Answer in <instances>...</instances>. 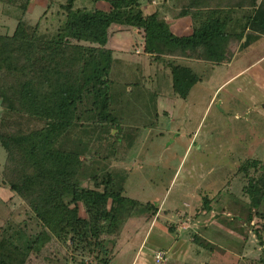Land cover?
<instances>
[{"label": "trees", "instance_id": "1", "mask_svg": "<svg viewBox=\"0 0 264 264\" xmlns=\"http://www.w3.org/2000/svg\"><path fill=\"white\" fill-rule=\"evenodd\" d=\"M75 1L62 6L66 21L50 39L22 18L12 33H0L2 183L40 225L23 245L0 231V264H30L59 243L72 249L77 264H94L88 258L110 264L112 248L141 203L126 196L129 170L108 163L119 159V147L124 152L147 65L153 71L161 63L164 77L186 98L203 81L190 60L226 63L248 30L264 34V0H165L172 17H192L187 36L172 31L163 11L145 12L153 0H91L94 8ZM134 31L143 33L148 56L136 62L117 56L111 40ZM238 172L248 178L247 222L256 220L250 226L264 247V163L247 160ZM149 205L156 217L158 207ZM61 254L48 264H68Z\"/></svg>", "mask_w": 264, "mask_h": 264}, {"label": "rangeland", "instance_id": "2", "mask_svg": "<svg viewBox=\"0 0 264 264\" xmlns=\"http://www.w3.org/2000/svg\"><path fill=\"white\" fill-rule=\"evenodd\" d=\"M27 1L0 2V33H12L22 18L30 27L38 25L41 37L56 35L66 21L62 6L69 0H30L24 10ZM164 1L157 0L155 7ZM75 6L95 4L76 0ZM187 27L173 26V31L187 36L192 33ZM111 40L117 56L136 62L145 55L142 32L116 33ZM251 46L254 57L264 50V44ZM245 52L230 65H200L203 81L186 98L174 91L161 63L153 71L147 65L146 79L139 77L140 97L127 121L124 152L119 147V159L110 158L108 165L129 170L126 196L141 204L112 248L110 264H160L157 250L168 253L162 264H260L264 247L250 226L256 220L247 222L243 187L248 178L238 171L247 160L264 163V62L225 83L250 64ZM2 110L0 104V116ZM6 159L0 146V231L23 245L40 225L28 205L3 185ZM149 204L158 207V216H150ZM260 211L264 214V203ZM60 252L70 258L68 264H77L72 249L62 243L49 245L44 257L30 264H48Z\"/></svg>", "mask_w": 264, "mask_h": 264}, {"label": "crops", "instance_id": "3", "mask_svg": "<svg viewBox=\"0 0 264 264\" xmlns=\"http://www.w3.org/2000/svg\"><path fill=\"white\" fill-rule=\"evenodd\" d=\"M152 3L153 4H147V5H145L143 7L145 12L150 13V12H155L157 10L163 11L162 14L165 16L167 22L170 24L172 31H173V26H179L180 28H184V29H188L187 26H189L191 31H193V20H192L191 16H185V17H181V18H174V17L171 16V14H170V12H168V10L166 11V4H162V5H160L159 8L158 7L156 8L155 4L157 3V0H153ZM244 41H247V42L244 44ZM254 44L255 45L262 44L263 45L264 44V34H258L256 32L248 30L245 33L243 41H241V43L239 44L234 56L227 63H228V65L232 64V62L235 61L237 55L243 49H245V51H246L245 53L246 54H244V55L246 56L248 54L249 56H251V58H248L249 61H250V64H248L247 66H244L245 68L239 70L237 73L232 75L225 83H227L230 80L236 78L238 75L244 73L245 71L249 72V71L253 70L254 68H256L257 66H260V64H262L264 62V50L260 51V55L258 57H254L253 56L254 52H256V51H251V50L248 51L252 47L251 45H254ZM144 57L147 58L148 56L146 57V55H145V56H143V58ZM189 63L192 64L193 66L195 65L196 67L199 68L200 65H203V64L209 63V62L205 61V60H201V62L190 60ZM221 87H219L218 90Z\"/></svg>", "mask_w": 264, "mask_h": 264}, {"label": "built area", "instance_id": "4", "mask_svg": "<svg viewBox=\"0 0 264 264\" xmlns=\"http://www.w3.org/2000/svg\"><path fill=\"white\" fill-rule=\"evenodd\" d=\"M168 258V253L165 250H157L155 252V260L157 263H165L167 261Z\"/></svg>", "mask_w": 264, "mask_h": 264}]
</instances>
